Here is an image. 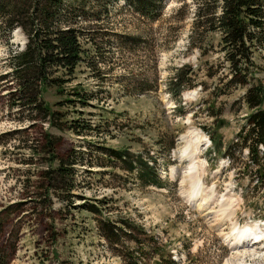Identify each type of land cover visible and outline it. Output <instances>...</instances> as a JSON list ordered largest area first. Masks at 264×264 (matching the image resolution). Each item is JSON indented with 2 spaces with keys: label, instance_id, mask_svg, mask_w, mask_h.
I'll return each instance as SVG.
<instances>
[{
  "label": "rangeland",
  "instance_id": "1",
  "mask_svg": "<svg viewBox=\"0 0 264 264\" xmlns=\"http://www.w3.org/2000/svg\"><path fill=\"white\" fill-rule=\"evenodd\" d=\"M161 1L158 13L121 0L84 11L64 4L57 22L79 27L86 56L73 73L53 75L63 91L50 84L40 94L56 112L50 120L11 76L10 58L28 39L18 16L0 12V264H133L135 244L126 235L110 244V230L100 229L120 219L151 237L142 264H168L166 256L177 264H264V173L257 182L237 142L250 111L247 86L230 83L214 23L221 3ZM254 53L251 69L264 86V56ZM175 78L185 82L177 96ZM192 130L203 138L189 176L179 155ZM46 133L59 140L56 152L47 153ZM108 149L148 161L161 187L144 186L140 168L129 173ZM74 151L73 183L50 189L51 154ZM243 240L257 244L237 245Z\"/></svg>",
  "mask_w": 264,
  "mask_h": 264
},
{
  "label": "trees",
  "instance_id": "2",
  "mask_svg": "<svg viewBox=\"0 0 264 264\" xmlns=\"http://www.w3.org/2000/svg\"><path fill=\"white\" fill-rule=\"evenodd\" d=\"M11 1V3L5 4L0 0V12L18 16L20 20L16 22V26L21 27L28 39L26 49L14 53L10 58L12 62L11 76L18 82L19 90L28 94L27 104L40 106L45 118L47 117L50 120L53 117L55 118L56 112L52 111L48 104L42 102L40 94L50 84L54 88L63 91L60 83H64V81L60 78H53V75L59 71L73 73L79 62L82 61V57L86 56L81 45L79 32L76 29L79 27L75 25L61 26L57 22L61 17L63 6L67 2L74 10L84 11L86 7H92V3L97 5L104 0ZM108 1L112 0H105V2ZM121 1L133 5L139 10H149L153 13H158L162 6L161 0ZM219 2L221 3V14L215 18L214 23L222 33L225 58L230 64V83L247 86L244 101L250 112L245 117V124L238 133L237 142L247 149L250 165L255 169L256 177H258L257 182H259L262 173H264V163L261 162L264 160V86L255 77L251 65L255 61L254 50L261 51L264 56V0H219ZM104 11L107 12V9L102 7L101 12ZM75 24H78V22ZM239 77L242 80H238ZM169 85L177 87V91L173 93L174 96H177L185 82H179L175 78V81H171ZM72 94L80 97L77 90ZM77 102L81 101L78 100ZM40 103H43V106ZM49 122L51 123V121ZM45 137L47 153L56 152V145H58L59 140L49 133H46ZM108 151L114 162L127 165L126 171L129 173L137 174L140 168L137 179L142 181L144 186L161 187L156 170L148 164V161L143 160L142 157H133L127 149H108ZM214 151H216L215 148ZM75 154V151L64 157L51 154V162L56 164L54 168L46 173L47 178L52 183L54 182L50 189H54V187L60 189V185L66 183V181L73 183L74 166L77 164L74 160ZM144 173H146L145 176ZM144 181L147 182L144 183ZM89 206L90 208H87L89 212L96 211L92 210L95 209L92 204ZM259 217L264 219V210L262 216ZM103 227L110 230L108 233L104 232L103 234L110 244L112 243V237L118 239L121 235H126L129 241L136 246L129 255L134 256L135 254L136 256L133 264H142L144 242L151 238L142 226L120 219L118 221H107L106 224L102 223V226H100L102 232L104 231ZM2 232L0 222V234ZM158 253H160L157 254L158 259H164L160 248ZM166 257H168V264H177L169 256ZM158 264H163V262L161 261Z\"/></svg>",
  "mask_w": 264,
  "mask_h": 264
},
{
  "label": "bare ground",
  "instance_id": "3",
  "mask_svg": "<svg viewBox=\"0 0 264 264\" xmlns=\"http://www.w3.org/2000/svg\"><path fill=\"white\" fill-rule=\"evenodd\" d=\"M189 96L190 95H186V97H189ZM201 134L202 133H199L195 130H192V131H190L189 135L182 138L186 147L183 149V151L180 153V155L179 154L178 155H179V160L181 162L182 161L188 162V164L190 165V167L188 168V171H186V175L189 174V176L192 174L193 169H195V164H197V159L199 158V156H198L199 155V145L201 144L200 140L203 138ZM196 147H198V148H196ZM193 174H195V173H193ZM250 230L253 233L252 228H250V227L245 228L243 230V232H249ZM254 232L256 235L258 234L256 231H254ZM239 233H241V232H239ZM241 243L244 245L248 244V246L246 248H248L249 246L251 247V245L254 246L255 243L257 244V242H254V240H252V242L251 241L245 242V240H243V241H238L237 245L238 244L240 245Z\"/></svg>",
  "mask_w": 264,
  "mask_h": 264
}]
</instances>
